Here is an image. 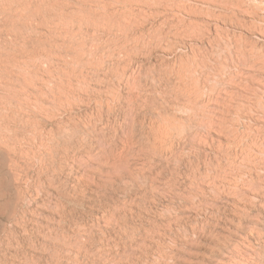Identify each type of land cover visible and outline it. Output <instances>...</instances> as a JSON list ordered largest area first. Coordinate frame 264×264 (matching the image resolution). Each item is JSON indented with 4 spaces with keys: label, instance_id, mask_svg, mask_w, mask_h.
<instances>
[{
    "label": "rangeland",
    "instance_id": "obj_1",
    "mask_svg": "<svg viewBox=\"0 0 264 264\" xmlns=\"http://www.w3.org/2000/svg\"><path fill=\"white\" fill-rule=\"evenodd\" d=\"M0 264H264V0H0Z\"/></svg>",
    "mask_w": 264,
    "mask_h": 264
},
{
    "label": "bare ground",
    "instance_id": "obj_2",
    "mask_svg": "<svg viewBox=\"0 0 264 264\" xmlns=\"http://www.w3.org/2000/svg\"><path fill=\"white\" fill-rule=\"evenodd\" d=\"M134 1V0H133ZM233 1V0H232ZM137 2V1H136ZM141 2V1H140ZM156 2V1H155ZM236 2V1H235ZM236 4H238V3H236ZM150 5V4H149ZM152 5V4H151ZM157 5V4H156ZM167 13V12H166ZM155 14H156V12H155ZM174 14V13H173ZM20 15V14H19ZM176 18H177V16H176ZM178 19V18H177ZM85 51V50H84ZM72 60H73V58H72ZM70 61V60H69ZM40 64V63H39ZM77 65V64H76ZM86 65V64H85ZM94 66V65H93ZM199 66V65H198ZM198 66H197V68L196 69H193L192 71H191V78H193L192 80L194 81L193 82V87L195 88V90H196V92H198V91H201V92H199V94L201 93V94H203V92H202V90H203V88L204 87H202V90H201V74L199 73V69H198ZM84 70V69H83ZM190 71V70H189ZM70 75V74H69ZM82 75V74H81ZM202 81H203V79H202ZM232 82V81H231ZM191 84V83H190ZM190 87V86H189ZM192 89V88H191ZM207 90V89H206ZM193 91H194V89H193ZM192 92V91H191ZM195 92V91H194ZM196 92H195V94H196ZM209 92H211V91H209ZM197 96H198V94H197ZM207 96V95H206ZM202 98V97H201ZM205 99V98H204ZM202 101V100H201ZM205 101V100H204ZM203 101V102H204ZM199 104V103H198ZM70 107V106H69ZM220 118V117H219ZM178 122H176V124L177 125H174V126H168V127H166V128H159V129H161V130H156V133L158 132L159 134H157V136H158V139L156 140L154 137V139L156 140H154L155 142H157L158 140H159V142H158V144H156L155 143V145H160L161 146V144L163 145L165 142H167L168 141V139H170L171 138V134L173 133V131H176L177 132V134L179 135V137H177V138H180V137H182L181 135L182 134H186V128H187V123L185 124L184 122L185 121H181L180 119L179 120H177ZM223 121V120H222ZM174 122V121H173ZM225 122V121H224ZM175 124V123H174ZM122 125V124H121ZM233 125V124H232ZM222 127V126H221ZM224 127V126H223ZM223 129V128H222ZM225 130V129H224ZM234 130V129H233ZM185 132V133H184ZM228 132V131H227ZM184 135H183V137H184ZM169 137V138H168ZM257 137V136H256ZM168 138V139H167ZM170 141V142H169ZM168 141V146H169V148H171L170 146H173L174 144H173V142H172V140L170 139ZM173 141H175V140H173ZM258 141H260L259 139H258ZM175 143V142H174ZM247 143V142H246ZM131 146V145H130ZM158 147V146H156L157 148H161V147ZM168 146L166 145V148H167V150H168ZM240 146V145H239ZM165 147V146H164ZM163 147V148H164ZM125 148V147H124ZM173 148V147H172ZM165 149V148H164ZM240 149V148H239ZM126 150V149H125ZM172 149H170V151H171ZM169 151V150H168ZM249 154H250V156H253V155H257V153L259 152V149L256 147V145H255V143H250V144H248V146H247V150H246ZM261 153H262V151H261ZM249 154H247V155H249ZM237 156V155H236ZM73 158V157H72ZM107 158V157H106ZM245 158V157H244ZM93 160V159H92ZM99 160V159H98ZM129 161V160H128ZM83 163V162H82ZM103 164V163H102ZM258 164V163H257ZM80 165V164H79ZM259 165V164H258ZM81 166V165H80ZM101 166V165H100ZM79 167V166H78ZM97 167H99L98 165H97ZM236 167V166H235ZM248 169H249V167H248ZM109 170V169H108ZM251 170V169H250ZM249 170V172H251ZM234 173V172H233ZM229 176V175H228ZM233 177V176H232ZM236 177V176H235ZM240 176H238V177H236V178H239ZM236 178H234L235 180H236ZM245 178V177H244ZM233 179V178H232ZM229 180L228 182H227V184H228V186H229V188L230 187H233L235 190L237 189V188H239V184L237 183V180L235 181V180ZM245 180V179H244ZM247 180V179H246ZM249 181V180H248ZM225 183V182H224ZM227 187V186H226ZM229 190V189H228Z\"/></svg>",
    "mask_w": 264,
    "mask_h": 264
}]
</instances>
